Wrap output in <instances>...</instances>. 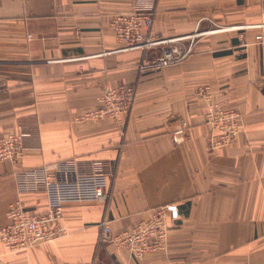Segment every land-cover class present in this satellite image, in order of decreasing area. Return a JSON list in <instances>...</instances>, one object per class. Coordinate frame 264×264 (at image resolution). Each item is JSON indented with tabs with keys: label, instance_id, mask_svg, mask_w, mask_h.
<instances>
[{
	"label": "crops",
	"instance_id": "crops-1",
	"mask_svg": "<svg viewBox=\"0 0 264 264\" xmlns=\"http://www.w3.org/2000/svg\"><path fill=\"white\" fill-rule=\"evenodd\" d=\"M138 1L0 0V137L28 134L19 160L0 161V226L15 203L48 208L44 191L19 187L24 172L100 160L109 177L106 198L63 207L59 237L18 251L0 243V264H264V0H153L152 34L193 43L162 68L161 45L117 51L111 20ZM122 86L135 97L120 124L85 117ZM209 105L242 115L224 147H211ZM166 205L163 248L137 260L116 237Z\"/></svg>",
	"mask_w": 264,
	"mask_h": 264
},
{
	"label": "built area",
	"instance_id": "built-area-1",
	"mask_svg": "<svg viewBox=\"0 0 264 264\" xmlns=\"http://www.w3.org/2000/svg\"><path fill=\"white\" fill-rule=\"evenodd\" d=\"M153 19V0H139L130 13L115 16L110 25L120 45L117 51L144 50L161 45V59L156 64L159 68L185 60L193 52V43L184 45L181 43L183 38L155 37L151 32ZM255 27L263 28L255 35V42L264 48V25ZM139 69L144 70V64H140ZM134 97V88L130 86L106 90L100 97L102 108L85 117L94 120L110 117L120 124V116L128 114ZM204 118L210 133L216 134V138L211 140L213 148L228 145L243 131L242 115L235 109L209 105ZM187 127L184 120L175 127L171 134L175 144L184 140ZM27 135L18 126L16 131L0 137V161L14 163L19 160ZM21 177L18 184L22 190L44 191L48 208L41 213H30L20 203L9 208V222L0 226V243L12 251L25 250L59 237L64 231L61 225L63 207L69 203L104 199L109 185L105 165L100 160L92 161L88 170H81L76 159L61 160L33 168ZM169 210L168 205L152 210L146 220L117 236V243L127 246L137 260H141L147 252L162 249L169 229L166 222ZM101 224L100 242L104 243L111 239L112 231L108 224Z\"/></svg>",
	"mask_w": 264,
	"mask_h": 264
},
{
	"label": "rangeland",
	"instance_id": "rangeland-1",
	"mask_svg": "<svg viewBox=\"0 0 264 264\" xmlns=\"http://www.w3.org/2000/svg\"><path fill=\"white\" fill-rule=\"evenodd\" d=\"M131 109V108H130ZM130 111V110H129ZM188 128V127H187ZM175 129V128H174ZM187 131V130H186ZM173 132V131H172Z\"/></svg>",
	"mask_w": 264,
	"mask_h": 264
}]
</instances>
